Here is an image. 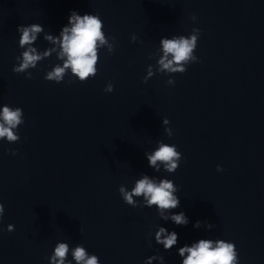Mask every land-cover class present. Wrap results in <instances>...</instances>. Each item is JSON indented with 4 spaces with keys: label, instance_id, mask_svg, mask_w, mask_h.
I'll use <instances>...</instances> for the list:
<instances>
[{
    "label": "clouds",
    "instance_id": "9594fccd",
    "mask_svg": "<svg viewBox=\"0 0 264 264\" xmlns=\"http://www.w3.org/2000/svg\"><path fill=\"white\" fill-rule=\"evenodd\" d=\"M191 19L195 21L196 16L193 15ZM67 25L62 28L59 36L44 35V40L56 47H50L42 52H39L33 44L37 41L38 34L44 32V27L38 23L18 26L19 47L24 51L16 57L18 65L14 66L12 71L17 74L26 73V78L32 79V73L28 70L35 69L38 62L55 53L62 64L57 63L47 71L44 76L45 80L61 83L69 72L71 77L77 78L81 83L94 78L98 73L100 49L106 48L109 53L113 52L115 38L105 35L104 24L99 14L80 15L78 12L72 11ZM200 31L198 28H193L187 36L174 35L171 38H161L159 43L162 54L157 60L155 72L183 74L187 71V65L199 62L195 50ZM131 39L135 42L137 37L133 35ZM150 58L152 57L150 56ZM153 75L154 68L149 65L143 81L146 83ZM167 83L174 85L175 81L169 79ZM113 90L114 86L111 83L104 89L109 93ZM162 122L164 125L170 123L167 118H164ZM22 124H24L22 108L9 105L0 107V140H6L9 143L18 142L20 136L17 134V129ZM165 132L169 137L172 136L170 128L166 127ZM157 145L154 151L145 153L149 166L157 172L163 166V169L168 173H174L179 167L182 153L177 150V146L174 144L157 141ZM12 154L16 155V152L12 151ZM217 171H223V169L218 165ZM118 191L123 201L130 206L149 208L155 206L162 220H171L181 226H186L189 223L188 217L183 211L178 213L171 211L180 207V199L176 194L178 188L170 179L150 178L145 174L135 181L130 191L124 185H121ZM133 197H142V204L134 200ZM4 211V204L0 202V218L3 217ZM201 225L198 220L193 226L200 228ZM204 226L209 229L213 227L207 222H204ZM13 230L14 226L9 224L7 231L12 232ZM155 242L162 245L164 250H171L178 243V234L160 226L155 232ZM69 254L75 264H100L99 257L89 254L83 245L78 244L70 250L69 244L66 242L56 243L50 256V264H72L68 260ZM178 255L183 258L181 264H239L236 245L222 239L201 238L197 242L191 243V246L185 244L179 247ZM153 260H159L160 264H164V257L155 255L149 257L145 264H152Z\"/></svg>",
    "mask_w": 264,
    "mask_h": 264
}]
</instances>
